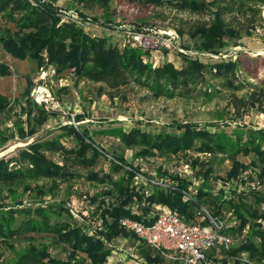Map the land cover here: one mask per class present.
Instances as JSON below:
<instances>
[{"label":"trees","instance_id":"16d2710c","mask_svg":"<svg viewBox=\"0 0 264 264\" xmlns=\"http://www.w3.org/2000/svg\"><path fill=\"white\" fill-rule=\"evenodd\" d=\"M59 1L0 0V20L4 24L0 25V46L4 52L15 60H34L39 66L46 57L58 76L72 73L78 79L102 83L113 98L119 96L123 88L136 82L154 92L157 98H190L202 87L204 96L212 100L219 91L210 82L219 81L230 92L227 109L236 119H242L251 110L264 116V78L252 75L251 78L257 82L248 83L242 77L244 71L253 74L257 66L264 67V56L248 61L238 56L236 61L211 64L184 57L178 64L163 62L153 65L147 60L150 58L148 51L134 46L119 48L108 37L87 30L85 24L80 26L63 20ZM80 1L108 6L112 0ZM128 1H137L146 10L169 4L178 5L182 10L201 12L199 10L205 6V3H197L196 0ZM218 1L229 4L233 0ZM212 22V25L203 23L191 27L188 35L197 50L218 54L227 46L224 39L227 31L220 14L215 15ZM10 23H15L22 32L29 30L32 33L16 37L8 26ZM14 75L11 65L0 62V78ZM245 90L246 95L240 96L239 93ZM30 92L27 87L26 107L22 108L25 118H18L15 129L0 128V145L16 138H32L56 115L31 101L28 98ZM102 92L104 89L99 90L100 94ZM11 111L10 98L0 91V125L1 119ZM175 128L176 132L165 129L151 133L141 127L128 131L117 128L107 132L127 149L138 148L141 158L176 159L191 169V180L172 177L167 189L155 186L148 197L143 194L144 185L138 187L135 180V173L143 172L141 167L131 166L124 156L108 154L104 147L93 141L87 130H76L73 126L62 127V134L57 139L35 142L16 155L1 159L0 244L9 242L12 245V242L34 234L52 237L54 245L69 246L72 250L71 258L65 261L52 255L49 247H31L12 264H86V259L76 260L78 255H84L91 264H132L117 258L111 261L118 255L106 242L118 238L133 243L134 251L140 254L145 264H166L160 254L121 225L124 218L150 224L147 216L153 204H162L177 211L189 225H210L203 208L213 219L221 222L222 233L234 237L236 244L228 252H209L210 259L222 264H241L237 257L242 253H248L256 260L262 259L264 191L253 189L248 184L259 181L253 170L264 171V129L236 128L229 134L224 130L201 129L190 123ZM68 141L72 145L68 146ZM49 154H58L63 161L59 162ZM100 158L111 162L114 173H122L120 180L113 181L109 174L99 177L92 170L83 175L72 167L76 165L84 170L94 168ZM218 171L225 173L232 188L230 192L216 189L211 184V178ZM83 177L98 184H110L112 188L100 195H87L84 199L83 194L72 185L67 203L51 204L44 200L51 193L56 195L57 181L72 184L73 180ZM42 179L53 181L50 191L45 186L33 188L29 184V180ZM148 179L156 180L152 177ZM190 187L195 188L196 193L192 200L185 202L183 191ZM32 192H36L39 198L35 207H22L26 196ZM8 199L10 204L7 205L5 202ZM112 199L115 203H110ZM136 201L139 211L129 208L130 203ZM75 203L78 213L85 216L84 223L78 222L72 215L68 205L72 207ZM0 257H3L2 253Z\"/></svg>","mask_w":264,"mask_h":264},{"label":"rangeland","instance_id":"374dc122","mask_svg":"<svg viewBox=\"0 0 264 264\" xmlns=\"http://www.w3.org/2000/svg\"><path fill=\"white\" fill-rule=\"evenodd\" d=\"M196 1L205 3L204 8L199 10L201 12L182 10L178 5L169 4L146 10L143 9L141 3L128 0H112L108 6L97 2L91 3V1L60 0L58 5L64 13L62 14L63 20L80 26L85 24L87 30L108 37L119 48L134 46V48L146 50L150 53V58L147 60L153 65H160L163 62L178 64L184 57L211 64L218 61H236L238 56H241L244 61L264 56V0H233L229 4H223L218 0ZM217 14L221 15V22L224 30L227 31L224 38L227 46L218 54L197 50L195 42L188 35L190 28L203 23L212 25L213 18ZM0 25H4L1 20ZM8 26L12 28L16 37L32 33L29 30L20 31L15 23H10ZM128 40L131 42L129 43ZM0 62L11 65L15 70L13 77L0 78V91L10 98L12 108V111L1 119L0 128L2 130L15 129L18 118H25L22 108L26 107L25 90L27 87L31 89L28 98L34 103L37 104L36 100H40L41 94L38 91L41 88L50 91L52 98L61 106L60 109L54 110L51 106L39 105L50 109L56 115L50 118L49 122L32 138H16L0 145V160L16 155L35 142L57 139L62 134V127L71 126L68 123L69 119L64 115L65 112L76 114L79 129L87 130L93 141L104 147L108 154L124 156L131 166L141 167L143 170L141 173L147 179L152 177L167 184L170 183L172 177L191 180V169L186 168L180 160L176 159L141 158L138 148L127 149L107 132L117 128L128 131L134 127H141L151 133H158L165 129L176 132L175 127L189 123L201 129L224 130L229 134H232L236 128L264 129V116L256 110L247 112L242 119L234 117L227 109V97L230 92L225 90L219 81L210 82L216 85L219 91L212 100L204 96L202 87L193 92L190 98H157L154 92L136 82L123 88L119 96L113 98L102 83L78 79L72 73L58 76L54 66L48 62L46 57L39 66L34 60H15L0 46ZM252 75L264 78V67L257 66L253 69V74L244 71L242 77L248 83H256L257 80L252 79ZM100 89H104L101 94ZM246 93L245 90L239 95L244 96ZM70 145L72 144L68 141V146ZM49 156L56 158L59 162L63 161L58 154H49ZM68 166H71L70 162ZM72 167L83 175H88L91 170L98 173L99 177L109 174L113 181L120 180L122 176V173H114L111 162L104 158H100L94 168L87 170L76 165ZM216 174L211 178V184L216 189H226L230 192L232 188L227 183L225 173L218 171ZM253 174L259 178V181L250 182L248 186L264 191V171L255 169ZM57 183L59 186L55 191L56 195L49 194L44 199L46 202L67 203L69 187L72 185L74 189L83 194V198L87 195H100L112 188L110 184H98L84 177L73 180L72 184L63 181H57ZM29 184L33 188L45 186L50 191L53 181L49 179L29 180ZM141 184L138 182L137 186ZM38 199L36 192L29 193L22 207H35ZM112 202L115 203L114 199L110 200V203ZM5 203L10 204V200H6ZM68 206L74 218L84 223L85 216L80 215L76 210L77 203L72 207ZM137 206L136 201L130 203L129 208L139 211ZM106 243L109 248L114 249L115 247L117 259L120 258L132 264L146 263L140 254L134 251V244L129 240L118 238ZM31 247L37 249L49 247L52 255L65 261L70 259L72 254L69 246L54 245L52 237L30 234L25 239L12 242V245L9 242L0 244V253L3 256L0 257V264H12L21 253ZM247 255L248 258L253 259L248 253ZM241 256L237 257L240 262ZM82 259H86V264H91L84 255L76 257L77 261ZM254 260L257 264H264V257ZM220 263L222 264L221 261Z\"/></svg>","mask_w":264,"mask_h":264},{"label":"built area","instance_id":"2783aa9c","mask_svg":"<svg viewBox=\"0 0 264 264\" xmlns=\"http://www.w3.org/2000/svg\"><path fill=\"white\" fill-rule=\"evenodd\" d=\"M128 42L131 41L128 40ZM38 93L41 94L40 100H36L38 105L51 106L54 110L61 108L59 103L52 98L50 91L40 88ZM64 115L69 119L68 123L79 130L76 114L64 112ZM185 167L189 168L188 166ZM135 180L137 183L141 182L144 185L145 189L142 191L146 197L152 194V188L155 186L165 189L169 187L168 184L149 180L143 174L137 172L135 173ZM195 193L196 190L193 187L183 191V201L192 200ZM202 210L210 222L209 226L189 225L177 211L162 204L152 205L151 213L147 216L150 224L124 218L121 220V225L139 241L144 242L157 254H160L167 264H220L219 261L209 258V252L220 250L228 252L235 246L236 240L232 236L223 234V224L213 219L206 209L203 208ZM240 255H242V264H257L254 259L248 258L247 253ZM116 258L118 257H115V259L112 257V260H117ZM136 258L138 259V257ZM118 260L125 262L120 258ZM142 260L144 261V259Z\"/></svg>","mask_w":264,"mask_h":264}]
</instances>
